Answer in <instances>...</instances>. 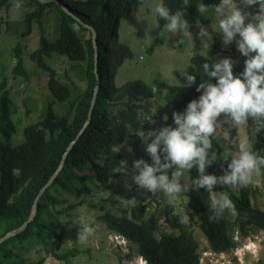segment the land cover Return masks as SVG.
I'll return each instance as SVG.
<instances>
[{
    "label": "trees",
    "instance_id": "obj_1",
    "mask_svg": "<svg viewBox=\"0 0 264 264\" xmlns=\"http://www.w3.org/2000/svg\"><path fill=\"white\" fill-rule=\"evenodd\" d=\"M16 1L0 0V10H8ZM61 1L96 31L98 77L94 71L95 49L90 31L78 24L56 3L29 0L36 6L33 11L25 14L22 36L30 34L34 20L41 27V18L47 9L54 7L59 14L58 36L49 40L42 32L38 49L30 53V58L37 66L48 72L47 88L51 96L59 102L69 100L72 96L71 87L61 81L56 70L45 61V57L52 53L66 56L74 64L85 63V86L78 91L75 99L70 101L68 110L62 114H57L53 102L47 101L41 119L27 125L23 129V139L16 141V127L12 119L14 102L9 91L4 89V83L0 84V237L29 217L38 191L58 168L63 153L84 125L94 87L98 85L96 100L88 126L69 150L58 176L39 198L34 218L22 232L0 244V264H30L20 253L25 248L35 249L38 254L52 255L64 261L73 253H80L75 247L57 252L62 242L78 241L81 227L73 213L80 201L66 203L65 197L70 195L73 200H77L83 194H98L111 180L122 176L124 173L113 170L118 168L123 159L116 148L127 138L131 139L127 164L132 168V162L141 158L151 162L141 145V137L138 136L149 126L141 120L139 110L161 118V115L169 110L182 112L190 101L200 95L196 92L195 85L168 86L170 94L166 102L159 105L157 113L153 115L151 99L154 97V89L150 84L139 79L119 86L115 84L119 67L125 59L132 56L129 47L119 39L118 21L121 17L136 12L143 0ZM165 2L173 13L187 11L192 24L202 22L198 12V0H189L187 7L184 0ZM156 19L159 33L165 22L157 17ZM76 25L88 35L79 33ZM14 51L18 58L14 70L27 78L28 74L20 56V44L14 47ZM245 59L246 57L241 56L234 63V75H239L244 70ZM212 61L200 54L190 57V62L195 67L197 84L206 79L203 63ZM212 82H216L214 78ZM258 124L259 132L255 138H250L249 142L252 150L258 156L264 157V119L259 118ZM221 128L227 131L232 139L235 138L236 126L221 123ZM211 140L212 151H216V160L211 164L209 171L217 175L219 169H227L231 157L223 159L217 131ZM258 175L264 178V168ZM197 176L195 168L187 172L188 184ZM214 189L217 196L226 192L232 201V207L219 217H216L212 208L214 199L211 193L204 188L198 191L190 190L186 192V197L199 221L209 250L215 253L228 252L239 244L240 239L264 229V210L252 203L255 191L252 183L235 187L217 185ZM162 216L177 233L157 236L158 218L154 213H149L148 205L144 202L132 207L130 214L117 215L108 210L99 218L109 231L124 237L135 254L145 259V264H200L199 243L187 223L182 222L183 214L176 213L168 203L163 208ZM43 261L44 257L37 264H43Z\"/></svg>",
    "mask_w": 264,
    "mask_h": 264
},
{
    "label": "rangeland",
    "instance_id": "obj_2",
    "mask_svg": "<svg viewBox=\"0 0 264 264\" xmlns=\"http://www.w3.org/2000/svg\"><path fill=\"white\" fill-rule=\"evenodd\" d=\"M156 2L158 0H143L136 12L119 19L117 28L119 39L129 47L132 56L124 60L114 80L117 86L137 79L150 84L154 89V97L151 99L153 115L158 111V106L166 102V98L170 94L168 86H183L186 83L181 73L187 71L188 74L195 75V67L190 62L192 55L200 54L213 61L230 57L234 62H237L242 56L237 51L234 42L227 47L223 45L222 36L215 32L216 20L211 13L201 16V23L192 24L188 12H183L184 18L189 22V30L193 39H188L182 33L171 36L164 30V26L157 33L156 16L149 12L150 6ZM198 2L200 5L201 0ZM202 2L212 7L218 4L219 0H202ZM35 6L29 0H17L8 10L5 8L0 10V84L4 83V89L9 91L14 102L15 110L12 119L16 127V141L23 139V129L27 125L41 119L47 101H52L54 111L57 114H62L68 110L70 101L75 99L78 91L85 86L83 71L85 63L74 64L66 56L52 53L45 57V61L56 70L57 77L71 87L72 96L64 102L56 101L51 96L47 88L48 72L37 66L36 62L30 58V53L38 49L42 32L49 40L58 36L59 14L54 7L47 9L41 18V27L34 20L30 34L22 36L21 33L25 28V14L33 11ZM257 9L258 6L245 10L255 12ZM200 25L208 28L213 35L208 48L197 37ZM75 28L79 33L88 35L87 32L80 30L78 25ZM17 44H20L21 47L20 56L28 74L27 78L14 70L18 60L14 51ZM151 48L152 50H150ZM176 96L179 97L177 94ZM173 112V110H169L163 113L161 118H156L139 110L141 120L149 125L144 132L147 133L168 125L175 127L172 120ZM165 114L169 117L166 122L162 119ZM151 118L152 121H149ZM258 120V117H250L245 124L236 126L237 134L233 139L227 131L222 130L221 123L217 126V140L220 143L223 159L230 157L228 154L230 151H237L242 141H249L250 138L256 137L260 129ZM141 145L146 148L142 138ZM116 149L122 154V161H127L129 149H131V139L127 138ZM214 152L216 154V151ZM210 167L211 165L206 169V174H211ZM223 171V168L219 169L217 176L222 175ZM131 174L132 168L127 164V173L111 180L106 188L100 190L98 194H83L77 200H73L70 195L65 197L66 203L80 201L73 213H75L77 221L79 217L84 216L95 231L87 243L64 241L57 248V252L75 247L81 251L80 253H73L67 257V261H64L56 259L52 255L38 254L35 249L25 248L20 251L23 258L30 264H37L42 257H44L43 264H143L144 261L135 254L126 239L123 240L120 236L110 239L112 232L107 229L99 216L108 210L117 215H127L137 203L144 202L148 205L149 213H154L158 218L156 222L157 236L164 233H177V230L170 227L162 216L166 204L170 203L176 213L181 212L183 216H188L187 226L193 231L194 237L199 243L200 264H264V229L240 239L239 244L228 252H212L200 230L199 221L188 204L186 192L182 193L179 198H173L164 193H147L134 184L130 179ZM182 182L188 183L187 173L182 178ZM250 183L255 188L252 195L253 205L264 210V178L253 173ZM211 196L213 199L217 198L215 189L211 192ZM151 198L153 199L151 200ZM235 238L239 239V237Z\"/></svg>",
    "mask_w": 264,
    "mask_h": 264
},
{
    "label": "clouds",
    "instance_id": "obj_3",
    "mask_svg": "<svg viewBox=\"0 0 264 264\" xmlns=\"http://www.w3.org/2000/svg\"><path fill=\"white\" fill-rule=\"evenodd\" d=\"M184 4L187 7L189 0H184ZM256 6L258 9L255 12L245 10ZM149 12L165 22L164 30L169 35L182 33L188 39H193L184 13H173L165 0H158L150 6ZM198 12L201 16L209 13L214 16L215 32L222 36L223 45L227 47L234 42L237 51L246 57L244 70L234 75L235 62L225 57L203 63L206 79L199 84L195 75L187 71L181 73L186 81L183 86L195 85L199 97L190 101L182 112L172 113L175 127L168 125L138 135L146 145L145 151L151 162L143 158L134 160L131 180L147 193H164L173 198L201 188L211 193L217 185L235 187L250 183L253 173L259 174L264 168V157L258 156L252 150L251 143L245 140L239 144L237 151L228 153L230 163L222 175L206 174V169L216 160L211 138L220 123L239 126L250 117L264 119V0H239V3L237 0H219L212 7L201 0ZM197 37L207 48L213 39L212 33L202 25L199 26ZM213 78L215 83L212 82ZM222 116L223 119H220ZM162 119L166 122L169 117L165 114ZM193 168L198 176L192 179L191 184L182 182L185 173ZM113 171L126 174L127 162L121 161ZM231 207L232 201L225 193L218 194L212 201L216 217ZM187 220L188 216L185 215L182 222ZM76 222L81 226L78 241L87 243L95 231L94 227L84 216ZM113 235L118 234L111 233L110 239ZM140 259L145 261L141 256Z\"/></svg>",
    "mask_w": 264,
    "mask_h": 264
},
{
    "label": "water",
    "instance_id": "obj_4",
    "mask_svg": "<svg viewBox=\"0 0 264 264\" xmlns=\"http://www.w3.org/2000/svg\"><path fill=\"white\" fill-rule=\"evenodd\" d=\"M42 3H46V2H54L56 3L65 13H67L68 15H70L72 18H74V20L80 24L82 27L88 29V31H90L91 35H92V43L95 49V73L98 77V73H97V65H96V59H97V46H96V31L94 29V27L86 22H84L78 15L74 14L69 8L68 6L62 2L61 0H39ZM97 91H98V85H96L94 87L93 90V94H92V99H91V105L88 111V116L87 119L84 123V125L82 126V128L80 129V131L78 132V134L76 135V137L70 142V144L68 145L66 151L63 153L62 159L60 161V164L58 166V168L54 171V173L52 174V176L49 178V180L43 185V187L38 191L32 208H31V213L29 215V217L18 227L11 229L9 231H7L3 236L0 237V244L3 243L4 241H6L7 239H9L12 236H15L17 234H19L20 232H22L26 226L28 225V223L34 218L36 211H37V204L39 201V198L43 195V193L47 190V188L53 183V181L55 180V178L58 176L59 172L61 171V169L63 168L64 165V161L67 157V154L69 152V150L72 148L73 144L79 139V137L81 136V134L83 133V131L85 130V128L88 126L90 120H91V114H92V110L95 104V100H96V95H97Z\"/></svg>",
    "mask_w": 264,
    "mask_h": 264
},
{
    "label": "built area",
    "instance_id": "obj_5",
    "mask_svg": "<svg viewBox=\"0 0 264 264\" xmlns=\"http://www.w3.org/2000/svg\"><path fill=\"white\" fill-rule=\"evenodd\" d=\"M118 235H113V237H114V239H115V237H117ZM111 239H112V237H111ZM124 240V239H123ZM142 261H144L143 259H141ZM144 263H145V261H144Z\"/></svg>",
    "mask_w": 264,
    "mask_h": 264
}]
</instances>
